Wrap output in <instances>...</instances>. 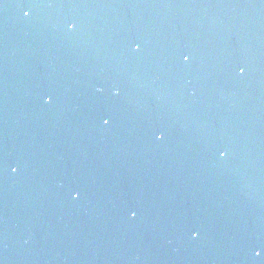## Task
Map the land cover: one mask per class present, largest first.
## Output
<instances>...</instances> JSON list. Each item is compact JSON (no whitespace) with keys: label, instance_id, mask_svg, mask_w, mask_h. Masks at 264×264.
Instances as JSON below:
<instances>
[{"label":"water","instance_id":"water-1","mask_svg":"<svg viewBox=\"0 0 264 264\" xmlns=\"http://www.w3.org/2000/svg\"><path fill=\"white\" fill-rule=\"evenodd\" d=\"M0 264H264V0H0Z\"/></svg>","mask_w":264,"mask_h":264},{"label":"snow or ice","instance_id":"snow-or-ice-1","mask_svg":"<svg viewBox=\"0 0 264 264\" xmlns=\"http://www.w3.org/2000/svg\"><path fill=\"white\" fill-rule=\"evenodd\" d=\"M23 15H24L25 17H27V16L29 15V12H28V11H25V12L23 13ZM69 26H71V28L74 27V25H72V24H69ZM138 49H139V44H135V45H134V50H138ZM183 59H184L185 61H187V60L189 59V57H188L187 55H185V56L183 57ZM239 71L242 73V72H243V69H240ZM104 123L107 124L108 121L105 120ZM257 255H259V253H257Z\"/></svg>","mask_w":264,"mask_h":264},{"label":"clouds","instance_id":"clouds-1","mask_svg":"<svg viewBox=\"0 0 264 264\" xmlns=\"http://www.w3.org/2000/svg\"><path fill=\"white\" fill-rule=\"evenodd\" d=\"M69 28L71 29V26H69ZM47 102V101H46ZM224 153H221V156L223 157ZM13 171H15V169H13ZM75 198V197H74Z\"/></svg>","mask_w":264,"mask_h":264}]
</instances>
